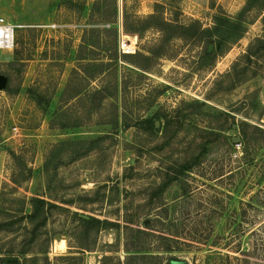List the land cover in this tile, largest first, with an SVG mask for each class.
<instances>
[{
	"label": "rangeland",
	"instance_id": "1",
	"mask_svg": "<svg viewBox=\"0 0 264 264\" xmlns=\"http://www.w3.org/2000/svg\"><path fill=\"white\" fill-rule=\"evenodd\" d=\"M151 15L166 33L139 32ZM0 16L15 28L0 51V258L264 264V0H0ZM193 21L197 39L176 27ZM33 198L56 208L19 219Z\"/></svg>",
	"mask_w": 264,
	"mask_h": 264
},
{
	"label": "trees",
	"instance_id": "2",
	"mask_svg": "<svg viewBox=\"0 0 264 264\" xmlns=\"http://www.w3.org/2000/svg\"><path fill=\"white\" fill-rule=\"evenodd\" d=\"M152 20H157L156 22H154L155 24H153L152 26L149 25L148 22L152 21ZM104 23L109 24V27H111V23L113 24L114 22L111 21H104ZM137 24L140 25L141 30H139V32L141 31H145L149 28H155L157 29L159 32H161L162 34L166 33V29L164 28V26H169L167 24V22H165V20H161L158 17H155L154 15L148 16L145 19L139 20L137 19ZM180 29H183L184 31H186V36L189 37L190 39H197L201 36L202 31L199 28V24L197 22H191V24L187 25V26H176ZM108 30V29H107ZM105 30V31H107ZM133 42H129L130 46H129V50L130 52H132L134 55H138L140 57H142L144 60L149 61L151 60L148 56H145L144 54L137 52L134 50V44H132ZM260 50H264V35H263V41L260 45ZM149 54H151L152 56L158 58V52H148ZM111 58L109 59H113L115 60V58H117L119 56V54L117 52H115L114 54H108ZM121 56V54H120ZM113 57V58H112ZM160 58V57H159ZM132 63V62H130ZM134 64V63H133ZM145 71V70H144ZM154 119H157L156 116H152L151 118L145 119V120H141V123L145 124L146 126H148L149 131L152 132H159L160 127L157 128L155 125V122L153 121ZM249 126H247L246 124H241V134L243 136V143H246L247 140V133H246V129ZM198 164V159L195 158L191 161H186L183 164H180L179 166H177V168H173L174 170V174L175 176L170 177V179H168L165 183H163L162 185H160L152 194L153 197L158 196L159 194H161L166 188L167 186L174 180L178 179L176 177L185 175L186 173L191 172L196 165ZM31 205L33 206V210L30 214L22 216L19 219H29L31 222H33L38 215L40 214V212L43 210L44 207L47 206V209L49 208H56V206H54L53 204H50L48 202H46L44 199H40V198H33L30 200ZM77 217V216H76ZM79 220L85 224H90V225H94L97 228H102V229H112V228H117L119 227L118 224L116 223H111L108 222L107 220H98V219H94L89 217L88 219H82L79 218ZM46 223V218L43 217L42 220L39 222V224H37L36 226H34V228L32 229V233L35 234L36 231L41 228L44 227ZM7 225V224H5ZM10 225V224H9ZM125 227L127 228V224H125ZM144 257V256H141ZM9 259L7 258H0V264H21L19 262V260H16L15 263H9L8 262ZM181 262L178 261H170V264H180Z\"/></svg>",
	"mask_w": 264,
	"mask_h": 264
},
{
	"label": "built area",
	"instance_id": "3",
	"mask_svg": "<svg viewBox=\"0 0 264 264\" xmlns=\"http://www.w3.org/2000/svg\"><path fill=\"white\" fill-rule=\"evenodd\" d=\"M15 28L11 21L0 16V51H11L14 48Z\"/></svg>",
	"mask_w": 264,
	"mask_h": 264
},
{
	"label": "water",
	"instance_id": "4",
	"mask_svg": "<svg viewBox=\"0 0 264 264\" xmlns=\"http://www.w3.org/2000/svg\"><path fill=\"white\" fill-rule=\"evenodd\" d=\"M3 82H4V78L3 77H0V89L3 87ZM158 126V125H157ZM156 126V127H157ZM232 142L237 145L239 144V138H233L232 139ZM9 263H15L16 260H8Z\"/></svg>",
	"mask_w": 264,
	"mask_h": 264
}]
</instances>
